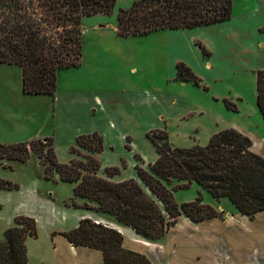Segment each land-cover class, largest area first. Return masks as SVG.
<instances>
[{"label": "trees", "instance_id": "obj_1", "mask_svg": "<svg viewBox=\"0 0 264 264\" xmlns=\"http://www.w3.org/2000/svg\"><path fill=\"white\" fill-rule=\"evenodd\" d=\"M115 4L116 0H0V64L21 70L23 94L53 97L58 72L81 65L83 20L98 14L110 16ZM232 14L233 0H136L130 8L118 10L117 35L126 38L206 27L229 21ZM176 77L200 86L183 63L176 65ZM255 102L264 119V70L256 72ZM223 103L237 112L235 103L227 99ZM146 137L154 144L157 159L146 168L136 164L137 178L120 182L109 179L119 173L116 167L106 169L105 177L99 175L100 163L94 154L103 152V138L97 132L75 138L70 153L82 159L58 163L52 145L45 149L48 157L37 158L43 160L47 177L78 183L73 196L97 204L88 209L153 241L165 236L181 217L193 222L222 218V211L203 204L200 194L192 202L175 201L173 193L192 184L214 198L228 199L241 214L252 217L264 211V158L251 150L248 137L225 129L214 133L206 145L188 148L172 145L162 130H151ZM32 145L0 144V159L26 162L31 151L36 153ZM80 148L89 154L82 156ZM4 184L9 191L17 189L8 181ZM13 221L15 227L4 231L0 243V264H27L25 241L37 237L36 223L27 217ZM61 234L75 246L100 250L104 264H150L144 256L123 249L119 232L90 219H81L77 228Z\"/></svg>", "mask_w": 264, "mask_h": 264}, {"label": "rangeland", "instance_id": "obj_2", "mask_svg": "<svg viewBox=\"0 0 264 264\" xmlns=\"http://www.w3.org/2000/svg\"><path fill=\"white\" fill-rule=\"evenodd\" d=\"M129 2L116 0L110 16L98 14L83 20L81 65L58 72L53 97L23 94L21 70L0 64V144L26 143L30 146L36 142L32 145L36 153L31 151L26 162L0 159V243L4 241V231L12 228L14 218L24 217L19 214L26 210L35 214L38 218L37 237L29 238L26 245L30 264H38L40 261L46 263V258L49 259L46 253L47 231L51 223L60 228L72 222L76 211H89L88 208L97 207L93 202L73 196V189L78 183H61L53 175L47 177L43 160L37 158L41 154L48 157L45 149L52 145L58 163H68L75 157L82 159L70 153V147L75 145V141L70 138L71 134L64 124H74V129L80 128V131L89 130L96 126L99 114L96 109L93 112L87 107L75 106L70 115L67 107L69 102H63L71 88L81 90L82 86H98V83L114 79L134 82L133 85L143 83L140 89L147 103L146 108L151 113L148 119H142V124L152 127L161 124V129L154 130L165 131L169 142L176 147L188 148L196 144L204 146L210 133L213 135L218 129L227 128L235 120L236 113L226 108L223 98L236 103L237 108L238 99H241L239 104L243 111L252 113L256 109L257 115L261 116L255 102V91L256 72L264 67V32H259L255 25L264 22V17L250 13L258 0H233L232 17L223 23L196 28L194 31L183 29L168 31L163 35L153 33L123 38L116 34V14L119 9L130 8ZM191 35L197 36L208 48L198 42L205 47L204 52L211 58L210 63L206 64L203 52L198 53L189 46ZM174 59L189 64L185 65L198 78L200 86L190 81L183 83L174 76ZM130 62L137 68V73H128ZM166 79L170 81L166 83ZM185 103L196 106L199 112H183L174 117L178 111H184ZM95 105L100 112L104 111L99 101L96 100ZM129 147L127 144L126 148ZM79 151L82 156L89 154L83 148ZM101 154H94L100 166ZM135 160L136 164L142 165L139 156H135ZM109 168L113 167H106L104 172L102 168L101 174L105 176V170ZM116 168L119 173L113 180L129 179L128 176L133 173L123 160ZM6 181L16 185L17 189L9 191L8 185L4 184ZM31 182H37L40 197L69 209L73 216L67 215L65 218L64 215L55 214V210L51 215L50 212L44 214L41 207L27 199L29 196L23 186ZM173 194L177 203L191 202L199 194L202 201L203 195L211 199L210 194L203 192L196 184ZM222 204L227 208L231 205L229 202ZM222 213L225 219L228 215ZM97 214L102 216L101 213ZM19 227L25 228V225ZM27 230H30V226Z\"/></svg>", "mask_w": 264, "mask_h": 264}, {"label": "crops", "instance_id": "obj_3", "mask_svg": "<svg viewBox=\"0 0 264 264\" xmlns=\"http://www.w3.org/2000/svg\"><path fill=\"white\" fill-rule=\"evenodd\" d=\"M134 1L136 0H130L128 7ZM250 13L264 17V0H258L256 6L250 10ZM255 27L259 32H264V22L256 23ZM194 29L196 28L191 30L194 31ZM168 31L175 30H160L153 33L163 35L169 33ZM188 42L191 48L200 53L201 48L198 44L201 45L202 42L198 40L197 36H189ZM203 45L201 47L205 48L206 46L204 45V47ZM204 59H207L206 64L210 63L211 58L206 57ZM173 63L175 64L174 76H176V65L178 63L189 66L188 63L178 59H174ZM132 64L130 62L128 65H131L128 71L129 74L131 72L137 73V68L132 66ZM261 69L264 70V67ZM106 80H108V77ZM108 81L101 84L98 83V86L89 87L88 85L82 86L81 90L71 88L67 91V97L63 103L69 102L67 107L70 115L74 112L75 106L87 107L89 111L95 112V109L97 110L99 121L96 126L85 131H80V128L76 127L74 129V124L69 123H65L64 127L69 130L70 138L74 140L79 135L93 132H97L102 136L103 152L100 156L101 166L99 170L101 177H105L101 174L102 168L104 172L106 167H119L121 160H123L133 172L128 176L129 179L137 178L134 170L136 165L135 156L141 158V166L143 168H146L149 163H153L157 159V150L154 144L146 137V134L156 128L161 129L162 126L158 124L152 127L142 124V119H148L149 113H151L149 108H146L147 103L143 99V93L140 89L143 87V83L138 82L133 85L134 82H127V80L121 79ZM169 81V79L165 80L166 83ZM123 89L128 91L123 92ZM96 100L101 103L104 109L103 112H100L95 105ZM238 101L240 102L241 99H238ZM239 102H237L238 110L234 112L236 113V116H234L236 117L235 120L227 128L223 127L216 132L225 129H234L240 132L251 140V150L264 158V120L261 119L260 115H257L256 109L252 113H246L247 110L243 111ZM183 109L184 111H178L179 113L175 114L174 117L183 114V112H199L196 106L188 103L183 105ZM155 112L160 114L158 110ZM91 116L95 117V115ZM209 135L207 136L208 140L212 136ZM127 138L129 143H127ZM125 144L130 147L126 148ZM112 178L115 179V177L109 178L112 182L126 180H113ZM23 187L29 196L27 199L41 207V211L43 210L44 214L50 212L51 215L55 210V214L64 215L65 218H67V215L73 216L69 209L61 208L51 200L40 197L37 182H31L28 186ZM201 190L207 192L206 190ZM210 198H206L203 195L202 203L212 206L217 211L226 212L228 216L225 219L213 218L202 222H193L186 217H181L165 236L154 241L135 233L129 227L109 223L101 215L93 211H76L74 217H72V222L61 225L60 228L54 227L55 224L51 223V228L47 231L46 253L49 255V259L46 258V263L40 261L38 264H104V257L100 250L87 246H75L61 234L77 228L81 219H90L94 223L99 221V223L104 225L107 223V226L115 229L123 237L122 247L124 250L144 256L150 264H264V211H260L250 217L241 214L226 198L217 199L212 196ZM222 202H229L231 205L227 208ZM19 215L32 218L35 223L38 220L37 216L30 213L29 210ZM14 225L15 223H12V227ZM29 238L33 237L26 238L25 244L27 246ZM26 251H28V247ZM27 264H30L28 258Z\"/></svg>", "mask_w": 264, "mask_h": 264}]
</instances>
